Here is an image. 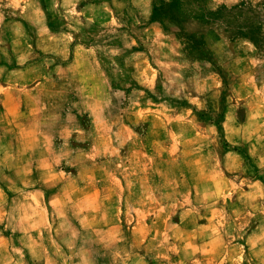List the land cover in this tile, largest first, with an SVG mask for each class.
<instances>
[{
	"label": "rangeland",
	"instance_id": "374dc122",
	"mask_svg": "<svg viewBox=\"0 0 264 264\" xmlns=\"http://www.w3.org/2000/svg\"><path fill=\"white\" fill-rule=\"evenodd\" d=\"M172 1L151 0L152 19L182 60L156 54L133 0H0V105L11 78L20 97L7 106L41 112L37 130L19 122L0 145V264H264V233L247 241L219 195L232 153L264 181L247 153L264 141V0H175L183 30L164 21ZM130 52L153 80L133 79ZM192 207L243 238L195 232Z\"/></svg>",
	"mask_w": 264,
	"mask_h": 264
},
{
	"label": "crops",
	"instance_id": "0c3cea01",
	"mask_svg": "<svg viewBox=\"0 0 264 264\" xmlns=\"http://www.w3.org/2000/svg\"><path fill=\"white\" fill-rule=\"evenodd\" d=\"M139 0H133L135 8V22L136 24H144L143 28L146 32V35L150 39L149 45H154V50L162 57H168V58H174L178 60H182V43L180 40L173 36L172 34H169L164 30L162 25L152 19V13L153 8H151V0H148V4H146L145 7L139 8L137 5H135L136 2ZM142 15V16H141ZM107 18V17H106ZM124 20V17L122 15H118L116 13L112 14V17H110V21L115 24H120ZM19 21V20H18ZM24 26H26L25 22H22ZM123 36L126 38H132V36L127 32H124L122 30ZM18 38H20L18 36ZM20 38L22 42H26V39L23 40ZM24 46V45H23ZM27 46V45H26ZM26 52H28L29 56V49L26 48ZM31 54V53H30ZM140 56L138 52H130L127 57V65L132 73L133 79L137 82L143 81H151L154 77L148 78V73L144 71H140V66L136 65L133 62L134 57ZM23 54H15L14 60L22 58ZM140 58V57H139ZM28 63V62H27ZM16 64H19L16 62ZM3 65V64H0ZM26 65V64H24ZM1 67V66H0ZM159 74H160V70ZM4 83H7L6 89L4 91V95L2 96L3 105H0V145H3L5 147H11L13 146L14 142L16 141V133L13 135L9 130L15 132L14 130L19 129L20 125L19 122L23 123L22 121H26V124L30 122L32 125V128L28 126L30 130H37L38 128V117L41 115V112H35L30 113L27 111V109H22V107H8V104H15L17 106L18 99L20 97L19 92L16 89H13V87L16 86L15 83H13V79L11 78H5L3 80ZM195 100H198V105L196 107L200 109L203 106H206V96L200 95L199 93L195 94ZM228 118V117H227ZM229 119L224 120V131L227 133L228 123ZM231 122V121H230ZM14 129V130H13ZM28 136L34 137L33 133L29 134ZM15 139V140H14ZM230 142H233L235 144L241 143L242 139L239 138V136H235V138L229 139ZM254 139L250 147L247 148V153L253 160V166L257 169H260L261 171H264V149H259L258 147L264 146V141H255ZM17 143V142H16ZM203 143L205 144V140H203ZM18 145V143H17ZM2 150H0V159H1ZM5 160H19L22 161H32V156L30 157H23L19 154L10 153L9 150L5 152ZM231 157L235 160V164L233 165V168L230 170L233 172L234 178H228L231 179V183L226 184L227 187L223 191H220L219 195H221L224 192V195L227 197H230V200H232L233 208L235 211L241 212L244 215L245 219H242V216H240L236 220H230L231 225H236V227H239L240 230H243L242 236H249V240L247 241H253L256 239V236H258L261 233H264V181L259 177H252L250 174L247 176H242L246 174V171L243 170L240 156L238 154H231ZM243 177V178H242ZM245 179V180H243ZM228 181H225V183ZM213 187V186H212ZM214 188V187H213ZM216 189V188H215ZM117 193L116 190L112 191L111 194ZM194 207L202 209H207L208 205L207 203L202 205H195ZM194 207L188 208L192 212V221L189 224L190 226H193L196 230L195 232L199 231L201 234H210V232L219 229L218 232H212L214 233V240H220V241H239L243 237H239L241 231L237 233V236L231 237L228 236V229L231 225H227L225 221H219V225L215 224V221L213 223V220L206 217L204 214V219L197 216L196 219L193 220V216H196L197 209ZM213 209V207H211ZM220 208H223L224 211H227L228 208L225 205H220ZM232 208V207H231ZM191 213V212H190ZM228 214V212H227ZM194 221V222H193ZM180 223V222H178ZM177 223V224H178ZM225 223V224H224ZM183 224L184 223H180ZM224 224V228L221 227V225ZM212 228V229H211ZM210 231V232H209ZM204 232V233H203ZM209 232V233H207ZM245 234V235H244ZM209 238V237H208ZM207 238V239H208Z\"/></svg>",
	"mask_w": 264,
	"mask_h": 264
},
{
	"label": "trees",
	"instance_id": "16d2710c",
	"mask_svg": "<svg viewBox=\"0 0 264 264\" xmlns=\"http://www.w3.org/2000/svg\"><path fill=\"white\" fill-rule=\"evenodd\" d=\"M166 7H165V12H164V16H165V19H164V21L165 22H167L170 26H172V28H179V29H181V30H183V27L180 25V18L178 17V14L174 11V9H175V7H176V2H175V0H173L169 5L168 4H166L165 5ZM223 9L224 8H220V9H218V10H216L215 12H212L214 15H217L218 13H220V11H223ZM234 9H236V8H234ZM154 11H155V9H154ZM161 21V20H160ZM161 23H162V21H161ZM174 28V29H175ZM174 32H176V30L174 31ZM238 34H239V36H249V35H247V34H244L243 32H238ZM183 35H184V33H183ZM193 38H195V36L194 35H191ZM179 37V36H178ZM250 37V39L252 40V41H254V42H256V38L255 37H253V36H249ZM180 38V37H179Z\"/></svg>",
	"mask_w": 264,
	"mask_h": 264
}]
</instances>
